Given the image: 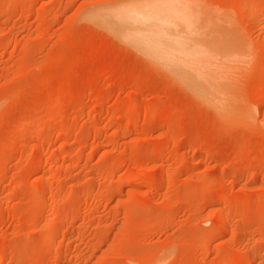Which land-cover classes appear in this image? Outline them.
Listing matches in <instances>:
<instances>
[{"label": "rangeland", "instance_id": "1", "mask_svg": "<svg viewBox=\"0 0 264 264\" xmlns=\"http://www.w3.org/2000/svg\"><path fill=\"white\" fill-rule=\"evenodd\" d=\"M129 6L184 45L103 26ZM0 264H264V0H0Z\"/></svg>", "mask_w": 264, "mask_h": 264}, {"label": "bare ground", "instance_id": "2", "mask_svg": "<svg viewBox=\"0 0 264 264\" xmlns=\"http://www.w3.org/2000/svg\"><path fill=\"white\" fill-rule=\"evenodd\" d=\"M142 2H144V1H142ZM119 7L120 6L118 5V8ZM141 7H140V9H141ZM135 8H136V6H135ZM113 10H114V8L112 10L110 8L109 11L103 10L102 12H106L104 14L105 15L104 17H102V15H100V13H97V12L95 13V16L102 17L103 18L102 21L104 22L103 26L106 25V28H108L113 33L117 32L115 34H118V36H120V38L123 39V37H124V38L128 39L130 41L129 42L127 40L128 43H130V44L133 43L135 45L134 46L133 44H131V45H133L134 48L136 47L139 50H142L143 54L145 53L146 55H148L151 58L162 59V62L164 60L166 61L167 54L169 52H171L168 50V48L170 47V43L175 44V45L176 44L179 45L178 43L180 41H177V40L180 39L182 41V43L181 42L180 43L182 44V46L184 45L183 40H182L183 37L182 36L181 37L179 36L180 38L178 36L175 37L174 36L175 33H174L173 34L174 38H172L170 29H173V28L170 27V29H169V26L167 27V25H169V23H167L163 19H160L155 12H149V9H141L139 11H137L135 9L136 11H134V10L130 9V6H129V9H126V10L124 9V11L122 9V11H120V13L117 12L118 11L117 8L115 9L116 11H113ZM102 21H100V23ZM100 25H102V23ZM119 28L121 29V31L124 35L119 34V33H121ZM118 29L120 32L118 31ZM122 35H123V37H121ZM227 39H231V38H227ZM179 46H181V45H179ZM184 49H188V50L190 49L189 51H191V47L190 48L184 47ZM176 51H178V50H176ZM189 51H188V53H189ZM178 53H180V51ZM174 56H176V55H174ZM183 57H184V55H183ZM177 58H180V56L177 55ZM188 58H191V57L189 56ZM188 58H186V60H189ZM195 59H191V60L194 61ZM169 60H171V58H169ZM169 60H167V61L171 62ZM157 62H159V61H157ZM179 63H180V60H179ZM184 63L180 64L181 65L180 67L179 66L178 67H173V66L169 67L168 65L166 67H169V70L171 69L170 73L172 75L174 74L176 77H178L180 79V80L178 79L180 83H183L184 86L189 88L193 93H195L198 96L199 99H201L203 102L207 103L208 106H210L214 109L216 108L215 110H217V109L223 110L224 108L223 107L221 108V106L223 105V102H224L223 97H224V92H225L224 90L225 89H224V84L220 83L219 80L215 79V77L218 78V76L213 74L215 76V77H213L208 70L200 69V67H199V69H192L191 66H193V64L191 66H189L188 62H186L187 64L186 63L184 64ZM190 63H191V61L189 62V64ZM176 64H177V62H176ZM183 66H185V67H183ZM195 67H197V66H194L193 68H195ZM45 184H47V183H45ZM125 184H126V181L122 182L120 184V186L122 187ZM43 190H44V187H43ZM221 222L219 220L220 224H221ZM48 237H50V235Z\"/></svg>", "mask_w": 264, "mask_h": 264}, {"label": "snow or ice", "instance_id": "3", "mask_svg": "<svg viewBox=\"0 0 264 264\" xmlns=\"http://www.w3.org/2000/svg\"><path fill=\"white\" fill-rule=\"evenodd\" d=\"M159 6H162V7H183V8H189L191 7L190 5L188 4H183V5H177V4H164V5H159Z\"/></svg>", "mask_w": 264, "mask_h": 264}]
</instances>
